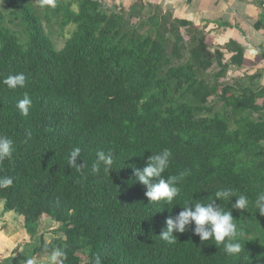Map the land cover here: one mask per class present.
<instances>
[{"label": "trees", "instance_id": "16d2710c", "mask_svg": "<svg viewBox=\"0 0 264 264\" xmlns=\"http://www.w3.org/2000/svg\"><path fill=\"white\" fill-rule=\"evenodd\" d=\"M151 6L0 0V199L39 235L4 264H264L260 74L220 84L246 49L221 63L158 6L134 23ZM54 26L71 27L60 49Z\"/></svg>", "mask_w": 264, "mask_h": 264}, {"label": "crops", "instance_id": "0c3cea01", "mask_svg": "<svg viewBox=\"0 0 264 264\" xmlns=\"http://www.w3.org/2000/svg\"><path fill=\"white\" fill-rule=\"evenodd\" d=\"M108 1L117 5V8L122 4L127 5L128 8L132 3L138 2L156 4L155 6L160 7L164 13H169L173 18L188 20L203 29L208 44L212 41L214 47L220 46L221 50L226 51L223 52L224 56L230 57L232 53L221 46L234 40L246 49L244 62L241 66H236V70L245 68L246 74L259 73L260 84L264 87V58L258 53L264 49V28L256 29L254 26L264 11V0ZM247 48L252 49V53L255 54L249 56ZM54 223L56 224L48 229L52 230L54 236H59V232H55L59 223L55 221ZM41 229L39 227L40 235L43 234ZM38 236L31 238L24 228L23 217L12 210H4V202L0 199V264L10 262V258H16L23 251L25 244L36 241ZM17 264H55V260L53 261L50 253L42 252L31 256L26 262Z\"/></svg>", "mask_w": 264, "mask_h": 264}, {"label": "rangeland", "instance_id": "374dc122", "mask_svg": "<svg viewBox=\"0 0 264 264\" xmlns=\"http://www.w3.org/2000/svg\"><path fill=\"white\" fill-rule=\"evenodd\" d=\"M32 1L35 4H38L39 3V0H32ZM101 1H102V3H104L105 8H107V9H114L115 6L117 7V5H114V3L111 2V1H108V0H101ZM147 4H148V2H147ZM149 4H151V3H149ZM122 5H121V7L123 9H126V6L127 5H123V6ZM151 5H152L151 6L152 8L146 7V8H144L142 10V18L140 16L139 17L137 16L138 18H134L133 19V21H135L134 23H138L140 21H145L147 19L146 15L148 14V12L149 11H152L153 12L155 10V8H156V6H155L156 4H151ZM147 28L148 27L145 26L143 29H141V32H144V30L147 29ZM70 30H71V27L66 28L63 31H60L57 28V26H54L53 27V31L52 32H49V34H50L53 42L56 45V48L60 49V48L63 47L65 40L69 37ZM182 33L184 34L185 38L188 39V33H187V31L184 28H182ZM221 47L224 48L225 45L224 46H221ZM247 49H248L247 51H248L249 56H253L255 54V53H252V51H251L252 49H249V48H247ZM209 50L211 52H214L215 50H217V51H219L222 54L221 55V59H220L221 60V63H226V62L229 61V56L228 55H225V56L223 55V52L226 53V51L221 50L220 49V46H219V48L216 47V46L214 47V45H212V41H209ZM216 56H219L218 52L216 53ZM236 66L237 65H233V64L229 65V67L226 69L225 74H223V76H221L219 78L220 84H233L238 79L246 78V75H253V74H256L257 73V72H254L252 74L251 73L246 74L245 68H241L239 70L240 71L239 72V71L236 70L237 69ZM219 69H220V67H219L218 63L215 61V58H214V63L210 67V69L208 70V74H206V79L211 82L213 80V74L215 72H217ZM249 72H252V71H249ZM242 73H243V75H242ZM253 84H254V86L256 88L263 87L262 86L263 84H260V80L259 79L258 80H255L253 82ZM209 101L211 103H213L215 101V98L214 97L213 98H210ZM258 103H261V99H258ZM261 114H262V112H261ZM257 116H258V113H255L253 115V117H255V118H257ZM53 224H56V223H54V221L50 217L45 216V215L42 216L41 221H40V228H42L41 229L42 230V233H43L42 235L44 236V238H45L46 241L52 240V238L55 237L54 234H52L53 233L52 230L50 231L48 229L49 227H52ZM56 237H64V234L61 233V232H59V236H56ZM27 244L28 243H26L25 245H27Z\"/></svg>", "mask_w": 264, "mask_h": 264}, {"label": "built area", "instance_id": "2783aa9c", "mask_svg": "<svg viewBox=\"0 0 264 264\" xmlns=\"http://www.w3.org/2000/svg\"><path fill=\"white\" fill-rule=\"evenodd\" d=\"M263 8H264V4H263Z\"/></svg>", "mask_w": 264, "mask_h": 264}]
</instances>
